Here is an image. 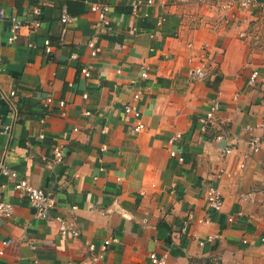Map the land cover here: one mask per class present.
I'll return each mask as SVG.
<instances>
[{
	"label": "crops",
	"instance_id": "obj_1",
	"mask_svg": "<svg viewBox=\"0 0 264 264\" xmlns=\"http://www.w3.org/2000/svg\"><path fill=\"white\" fill-rule=\"evenodd\" d=\"M148 1L0 0V161L57 199L39 217L0 176V202L15 207L0 217V264H89L108 239L93 264H152L151 252L166 264H264V86L249 85L263 71L264 10L240 0ZM102 2L108 25L90 9ZM13 14L28 23L10 43ZM92 39L103 47L95 58ZM87 64L90 78L81 73ZM198 67L207 75L194 79ZM214 99L217 124L205 133L199 118ZM130 102L142 111L140 132L124 112ZM178 131L183 163L167 149ZM252 136L262 140L258 152ZM57 144L66 147L61 163L53 161ZM210 186L223 194L220 211L208 204ZM56 215L79 235H63Z\"/></svg>",
	"mask_w": 264,
	"mask_h": 264
},
{
	"label": "built area",
	"instance_id": "obj_2",
	"mask_svg": "<svg viewBox=\"0 0 264 264\" xmlns=\"http://www.w3.org/2000/svg\"><path fill=\"white\" fill-rule=\"evenodd\" d=\"M200 1L205 2V3L210 2V0H200ZM225 1H226L227 7L233 5L232 0H225ZM152 2L153 0L148 1V3H152ZM239 3L242 8L258 6L259 8L264 10V1L240 0ZM141 5H142L141 1L133 4L134 13L138 11ZM90 9L92 11L99 12L100 18H101L100 20L103 23V25L110 24V21L106 17L108 12L110 11L109 5L103 2L94 3L91 5ZM4 17H5V13L2 9H0V20L3 19ZM9 19L11 22V27H10L11 36L8 41L10 43H13L18 37L20 29L23 26L27 25L28 22L23 21L16 14L9 16ZM71 19L72 18L70 14L68 13L67 9L64 8L63 15L61 18L62 22L68 23L71 21ZM29 24L34 28L39 26V22L37 21L29 22ZM87 46L89 48L91 58L98 57L103 52V47L99 45L95 39L89 40L87 43ZM46 52L47 53L51 52V46L48 40L46 41ZM74 55L75 54H72V57ZM262 69H263L262 72L259 70H254L252 72L250 79H249V85L251 87H257L260 83H261L260 85L261 87L264 86V62L262 65ZM2 71H3V66L1 65V59H0V78H1ZM81 73L86 78H90L91 77V66L89 64L84 65L81 69ZM149 75H150V72L148 71V68L146 66H142L141 77L148 78ZM191 75L194 79H199V78L205 77L207 75V72L204 67H198L192 71ZM259 79L261 80L260 83L258 82ZM11 95L12 96L15 95V92L12 91ZM140 96H141L140 92H137L134 94L133 99L138 100L140 99ZM87 97H88L87 93L83 94V98L86 99ZM52 102H53L52 96H47L46 102H45L46 106L47 107L50 106ZM59 105L61 107H64L65 102L60 101ZM219 110H220V104L218 100L216 99L212 100L210 103L209 110L206 112L204 116L199 118V124L203 132L209 133L210 130L216 126L217 113L219 112ZM124 112L127 115H131L134 119L138 121V123L134 127L135 132H140L145 128V123L142 120V111L134 103L130 102L126 104L124 106ZM90 114H91L90 111L85 112V115H90ZM49 116H50V113L47 112L40 118L42 129H41V132L39 133V136H38L39 138H43L45 136V133H44L45 128H46L45 125L47 123ZM74 130H77V128H75ZM9 131H10V127L8 126L4 127L3 129L4 133H8ZM183 137H184L183 133L178 131L168 140V144H167L169 155L172 158H175L179 163H183L185 159L183 147H181L182 145L180 144L183 140ZM216 138L218 140L226 139V141H228V138L223 134H218ZM248 146L252 151L258 152L261 149L262 140L257 136H252L248 141ZM232 150H233L232 146L229 144H226L223 150L224 156L227 157L232 152ZM65 155H66V147L62 144H57L53 149V161L55 163H61L64 161ZM243 166L244 165L241 164V167ZM222 172L223 171L220 172V175L222 174ZM0 176L8 178L13 183V186L18 191L19 196L21 198H27L29 200L30 204L35 209L39 217H43V218L48 217L49 215L53 213V210L56 207L57 199L52 194V192H48L41 188H38L32 185L27 179L20 178L18 173L15 170H12L11 168H9L3 161H0ZM207 201H208L210 208H212L215 211H220L224 205V197H223L221 190L215 186H210L208 188ZM14 208L15 207L12 203L1 201L0 202V217L11 218L14 214ZM55 218L59 222L60 232L63 235H71L73 237H77L79 235V230L74 225L73 221H69L57 215L55 216ZM111 241L112 239H108L103 243L102 248H101L102 251L99 254L95 255L94 258L91 260L92 262H90L89 264H93L95 261H98L99 259L103 257V253L106 251ZM8 243H9L8 241L4 242V244H8ZM90 249L94 250L95 248L92 245L90 246ZM3 253L4 251L0 250V254L2 255ZM149 257H150L152 264H166L165 256L159 257L155 252H151ZM68 264H73V263L69 262Z\"/></svg>",
	"mask_w": 264,
	"mask_h": 264
}]
</instances>
